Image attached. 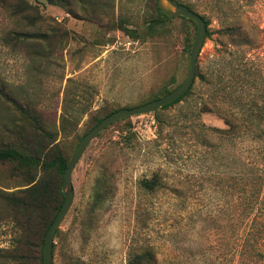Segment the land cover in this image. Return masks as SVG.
<instances>
[{
	"label": "rangeland",
	"instance_id": "1",
	"mask_svg": "<svg viewBox=\"0 0 264 264\" xmlns=\"http://www.w3.org/2000/svg\"><path fill=\"white\" fill-rule=\"evenodd\" d=\"M179 1L207 21L191 94L88 145L52 264H128L143 252V264H264V0ZM22 2L0 0V148L41 138L44 161L55 151L69 161L96 118L188 73L196 26L163 20L156 0ZM152 178L161 185L144 192ZM28 185L0 163V264H39L59 197L14 212L2 197Z\"/></svg>",
	"mask_w": 264,
	"mask_h": 264
},
{
	"label": "trees",
	"instance_id": "2",
	"mask_svg": "<svg viewBox=\"0 0 264 264\" xmlns=\"http://www.w3.org/2000/svg\"><path fill=\"white\" fill-rule=\"evenodd\" d=\"M174 1L184 5L185 7H187L188 9L191 10V7L189 5L183 4L179 0H174ZM24 5L25 4L22 2V0H19L17 7L19 10H22ZM157 11L163 20H171L170 18H167L158 8H157ZM161 18H160V20L155 21L156 24L158 22H160V23L162 22ZM178 18H180L186 22L194 24L193 22H191L185 18H182V17H178ZM205 23L207 26V21H205ZM199 78L203 82L206 81L205 76L201 73L199 75ZM190 90L182 98L175 101L174 103L167 105L158 111L153 112L154 117L157 119V114L159 111L167 110V109L179 104L180 102H182L185 97H188L191 94ZM169 92H171V91L165 90V91L161 92L158 96L151 98L149 101L143 103L142 105L149 103V102H152V101H155V100H158L161 97L168 94ZM3 94H4V92L0 89V95L3 96ZM6 99L11 101L12 103L14 102L9 97H6ZM117 110H119V109L112 110L110 113L102 116L101 118H96L94 120V124H93L92 128L95 125H97L102 119H104L105 117L114 113ZM202 112H205V108L203 109ZM196 117H198V114L196 115ZM127 119H129V118H127ZM127 119H124V120L119 121V122H123ZM126 124L129 125V122ZM226 125L228 126V130L224 131V133L225 132L230 133L231 131H233V129H235V127L231 126L227 122H226ZM48 145L49 144H45V141L40 138V139H38V141H36V139H34L30 149H28L27 151L16 149V148H11V147L0 148V163L11 164L12 167L14 168V172L18 175L24 176L25 179H27V181L29 183V185H28L29 188H27L23 191V193L25 194L23 198L15 197L12 199L11 196L2 197V199L9 205V207L14 212H21L23 210L27 211L28 208H31L34 212H36V210L40 207V201H41L40 199L42 197H43V199L50 198L51 196H53V194H54V196L59 197V201L57 202V205L54 208L52 217H51L48 225L45 228V232L43 234V241L40 244L41 251L43 250V244H44L46 232H47L49 226L51 225L52 221L54 220L55 216L59 212V210L62 206V203H63V196H62L60 187L62 185L63 173H64V171H65V169L68 166V163L70 161V160L68 161L67 159H65L60 154L59 151H55L54 155L48 161H44L43 156L45 153V149ZM56 176H58L61 179V183L59 181H57L58 183L56 182V179H55ZM139 184H140V188L144 192H153L159 185H161V182L156 178H152V179H143V180H141V182ZM53 249H54V244H53ZM53 249H52V253H53ZM150 261H151V255L149 254V252H143V253H140V254L134 256V258L131 261H129L128 264H143V262H150ZM39 264H43L42 252H41V255L39 258Z\"/></svg>",
	"mask_w": 264,
	"mask_h": 264
},
{
	"label": "water",
	"instance_id": "3",
	"mask_svg": "<svg viewBox=\"0 0 264 264\" xmlns=\"http://www.w3.org/2000/svg\"><path fill=\"white\" fill-rule=\"evenodd\" d=\"M157 8L167 17L175 18L182 17L196 25V34L192 43L189 55L188 73L183 82L174 90L161 97L158 100L146 103L144 105L133 108H122L102 119L95 125L87 134H85L75 147L71 159L62 176L61 193L63 196L62 206L49 226L43 244L42 259L43 264H52V249L56 231L67 215L73 200V187L71 183L72 172L80 161L83 153L88 145L104 130L113 124L127 118L146 115L160 110L161 108L174 103L182 98L193 86L195 80L197 60L200 54L201 47L204 43L207 26L204 19L185 7L184 5L174 0H156Z\"/></svg>",
	"mask_w": 264,
	"mask_h": 264
}]
</instances>
